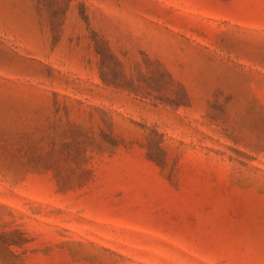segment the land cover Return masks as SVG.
<instances>
[{
    "label": "rangeland",
    "instance_id": "1",
    "mask_svg": "<svg viewBox=\"0 0 264 264\" xmlns=\"http://www.w3.org/2000/svg\"><path fill=\"white\" fill-rule=\"evenodd\" d=\"M0 264H264V0H0Z\"/></svg>",
    "mask_w": 264,
    "mask_h": 264
}]
</instances>
